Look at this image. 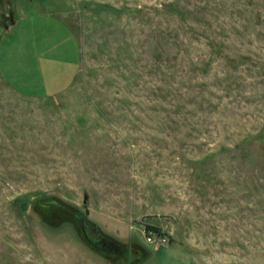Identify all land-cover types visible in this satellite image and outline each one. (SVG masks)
<instances>
[{
  "label": "rangeland",
  "instance_id": "1",
  "mask_svg": "<svg viewBox=\"0 0 264 264\" xmlns=\"http://www.w3.org/2000/svg\"><path fill=\"white\" fill-rule=\"evenodd\" d=\"M0 44L45 71L0 72V264H264V0H0Z\"/></svg>",
  "mask_w": 264,
  "mask_h": 264
},
{
  "label": "crops",
  "instance_id": "2",
  "mask_svg": "<svg viewBox=\"0 0 264 264\" xmlns=\"http://www.w3.org/2000/svg\"><path fill=\"white\" fill-rule=\"evenodd\" d=\"M21 21V19L19 18ZM15 24V22H14ZM28 44V41L26 40L24 44H22V40L18 44L19 47H25V44ZM8 50L6 45L0 44V72L1 75L9 82L17 85H23L25 83H31V75H34L35 77L44 75L45 71L44 68H40L42 66L39 62V56H36L35 64H32V67L26 68L20 64V62H15L13 60H9L7 58ZM35 59V58H34ZM27 70V75L24 71ZM24 73V74H23ZM43 74V75H42ZM27 77V78H26Z\"/></svg>",
  "mask_w": 264,
  "mask_h": 264
},
{
  "label": "built area",
  "instance_id": "3",
  "mask_svg": "<svg viewBox=\"0 0 264 264\" xmlns=\"http://www.w3.org/2000/svg\"><path fill=\"white\" fill-rule=\"evenodd\" d=\"M147 240L152 243L154 241V238L151 235H148Z\"/></svg>",
  "mask_w": 264,
  "mask_h": 264
},
{
  "label": "trees",
  "instance_id": "4",
  "mask_svg": "<svg viewBox=\"0 0 264 264\" xmlns=\"http://www.w3.org/2000/svg\"><path fill=\"white\" fill-rule=\"evenodd\" d=\"M172 5H173V4H167V5H164V6H162V7H163V9H165V8H171Z\"/></svg>",
  "mask_w": 264,
  "mask_h": 264
}]
</instances>
